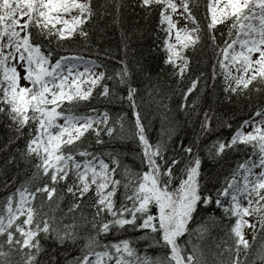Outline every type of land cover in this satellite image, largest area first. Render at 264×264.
I'll use <instances>...</instances> for the list:
<instances>
[{
    "label": "snow or ice",
    "instance_id": "1",
    "mask_svg": "<svg viewBox=\"0 0 264 264\" xmlns=\"http://www.w3.org/2000/svg\"><path fill=\"white\" fill-rule=\"evenodd\" d=\"M0 189V264H264V0H0Z\"/></svg>",
    "mask_w": 264,
    "mask_h": 264
},
{
    "label": "trees",
    "instance_id": "2",
    "mask_svg": "<svg viewBox=\"0 0 264 264\" xmlns=\"http://www.w3.org/2000/svg\"><path fill=\"white\" fill-rule=\"evenodd\" d=\"M110 38L113 39V40H119V33L116 32L114 35H111ZM85 54L87 55V53H85ZM93 58H94V56H93ZM0 195H3V190L2 189H0Z\"/></svg>",
    "mask_w": 264,
    "mask_h": 264
},
{
    "label": "rangeland",
    "instance_id": "3",
    "mask_svg": "<svg viewBox=\"0 0 264 264\" xmlns=\"http://www.w3.org/2000/svg\"><path fill=\"white\" fill-rule=\"evenodd\" d=\"M247 238H249V239H250V238H251V237H250V235H249Z\"/></svg>",
    "mask_w": 264,
    "mask_h": 264
}]
</instances>
